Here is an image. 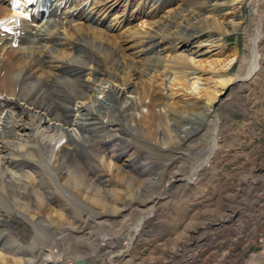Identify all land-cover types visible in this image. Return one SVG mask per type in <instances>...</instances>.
I'll return each instance as SVG.
<instances>
[{
  "label": "bare ground",
  "instance_id": "1",
  "mask_svg": "<svg viewBox=\"0 0 264 264\" xmlns=\"http://www.w3.org/2000/svg\"><path fill=\"white\" fill-rule=\"evenodd\" d=\"M171 1L157 19L148 16L147 28L130 29L137 49L126 52L122 23L96 24L107 2L52 0L50 11L35 20L30 14L29 23L0 0V20H6L0 27V264H74L77 258L94 264L102 248L122 245L128 220L136 221L126 233L131 238L138 225L151 222L163 199L154 192L159 180L165 189L189 182L196 188L200 169L204 174L214 165L221 149L215 103L228 106L248 92L253 74L264 68V0L246 1L248 21L242 0L142 3L157 10ZM239 28L242 51L224 54L212 45ZM214 49L222 57L208 58ZM188 155L202 158L189 162L194 174L186 176ZM107 158H114L112 166ZM249 163L255 171L245 200L205 219L204 235L188 231L179 263L201 256L206 231L229 220L242 233L261 227L264 159ZM153 244L146 239L115 256H128V264H166L150 258ZM206 253L204 261L220 262ZM259 256L250 264H264Z\"/></svg>",
  "mask_w": 264,
  "mask_h": 264
},
{
  "label": "rangeland",
  "instance_id": "2",
  "mask_svg": "<svg viewBox=\"0 0 264 264\" xmlns=\"http://www.w3.org/2000/svg\"><path fill=\"white\" fill-rule=\"evenodd\" d=\"M108 1L114 2L115 0ZM246 1L247 0H242L241 8L242 14L246 21H248L249 10ZM137 3L138 5H136ZM114 4V7L119 10L118 16L123 12L128 15L129 22L125 25L123 24L118 30L119 33H122L120 35H128V37H126L128 41L124 40L125 45H128V48H124L126 52H132L137 49L135 38L131 37V34L135 32V28L136 30L137 28L139 29L140 26L142 28H147L149 17L155 20L158 18V14L161 16L163 12L169 9V6H163L161 7V11L155 10L152 12V14L159 12L158 14L152 15L153 17L149 14L147 18H132L131 14L138 10L150 12L153 9V5H149L148 3L142 4L139 0L133 2H131V0H116ZM112 17H115V14L109 15L108 20ZM140 23L141 25H139ZM129 26L130 28H128ZM130 29H133V32ZM113 32L117 33V31ZM221 36V39L214 40L212 45L222 48L224 54L230 52L233 47H237L239 52L242 51L244 34L241 28L228 31ZM217 50L214 49L210 51L208 58L222 57L215 53ZM237 66L238 63H234L229 73H234ZM261 72L256 71L253 74L251 84L246 86L247 89L250 88L248 92L244 90L240 91L236 99H233L228 106L223 103H215V110L221 113L219 124L220 137L218 141L221 149L216 155L217 157L214 165L207 167V172L204 173H207L206 176L203 178L204 174L202 169L198 172L201 173V176L198 178L199 181L196 184V188L191 186L189 182L187 184L172 183L168 186V189H165L162 187L163 182L161 183L159 180L158 188L154 192L155 194H159L163 199H159L156 203L157 211L156 213L154 212L155 216H153L151 222H147V224L142 222L143 224L141 226L138 225V228H140L139 232L135 237L131 238L126 235V233H130L131 224L134 225L136 221L134 219L128 220L127 222H130L129 226L123 229L125 232L123 237L125 239H123V242L121 241L122 245L114 247L110 244L108 248H102L97 255L92 256L91 263L128 264L126 259L128 256H120L117 258L115 254H117L119 250L123 251L126 248L131 249L135 244L149 239L154 243L153 248L150 249L149 252L150 258L156 256L158 260L166 264H184L179 263L180 260L178 261V256L182 253L183 247H181V245L185 241L184 236L189 234L188 231H190V233L196 232L204 235L205 231L201 232L200 228H203L205 219L210 220L214 212L218 210L221 213L226 212V206L224 205H241L245 200V195L242 194L243 189L248 184L251 171H255L253 170L254 167H249V161L254 158L264 159V68ZM201 76H205V73ZM192 79L193 78H190V82ZM200 82H202V80H200ZM222 130L224 132H222ZM201 158L202 157L199 156L194 157L189 155L186 157L187 165L185 166L184 163L183 166L184 173H188L186 176L194 174L193 169L189 167V162L195 159L198 162ZM105 162L112 166L114 158H107ZM174 164L177 165L178 163L175 162ZM260 164L264 167L263 163ZM169 168H171V166ZM175 168V166H172L170 171H173ZM166 179L167 177L165 175L164 182ZM258 184L257 181L254 186L250 185L254 197H249L255 198V194L259 187ZM262 193L264 194V192ZM211 195L212 199H205ZM225 196H234V201L228 202L226 199H222ZM222 205L223 207L220 208L219 206ZM261 205L264 209V201ZM244 206L246 209L248 208L247 201ZM235 216L236 214L234 213L233 219ZM154 223H157V225ZM229 223L230 220L218 225L217 228L215 227L216 229H214V231L210 230L209 233H207V230L206 238L202 239L206 245L204 246L201 256H195V258L191 262H187V264H209V262L203 259L210 257L207 255L206 251L209 254H213V259L214 255H216L215 259L220 260L218 264H250L254 256L258 257L264 253V222L261 223V227L258 226L256 230H246L243 233L235 227L236 225H227ZM195 225H197V227H194ZM131 231L133 230L131 229ZM210 233L212 234L211 236ZM160 248L164 249L160 250ZM188 254L185 256L187 257ZM263 257L264 254L259 256L260 259ZM213 264H216V262Z\"/></svg>",
  "mask_w": 264,
  "mask_h": 264
},
{
  "label": "water",
  "instance_id": "3",
  "mask_svg": "<svg viewBox=\"0 0 264 264\" xmlns=\"http://www.w3.org/2000/svg\"><path fill=\"white\" fill-rule=\"evenodd\" d=\"M74 263H75V264H82L83 261H82V259H76V260L74 261Z\"/></svg>",
  "mask_w": 264,
  "mask_h": 264
}]
</instances>
